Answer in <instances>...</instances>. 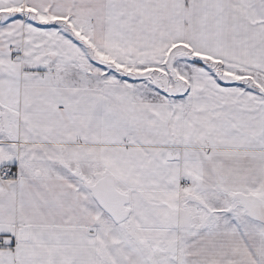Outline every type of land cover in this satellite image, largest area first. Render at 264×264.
<instances>
[{"label":"snow or ice","instance_id":"obj_1","mask_svg":"<svg viewBox=\"0 0 264 264\" xmlns=\"http://www.w3.org/2000/svg\"><path fill=\"white\" fill-rule=\"evenodd\" d=\"M0 264H264V0H0Z\"/></svg>","mask_w":264,"mask_h":264}]
</instances>
